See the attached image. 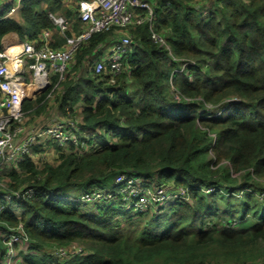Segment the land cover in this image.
<instances>
[{
  "label": "trees",
  "instance_id": "trees-1",
  "mask_svg": "<svg viewBox=\"0 0 264 264\" xmlns=\"http://www.w3.org/2000/svg\"><path fill=\"white\" fill-rule=\"evenodd\" d=\"M63 1L23 0L24 27L0 12V51L11 33L25 40L32 28L37 40L41 30L53 29L49 12L36 9L47 3L54 10ZM195 1H150L172 53L151 39L147 22L129 29L134 48L123 53L115 84L94 72L76 87L70 81L74 96L64 100L78 96L84 103L79 146L57 143L58 164L39 169L27 155L0 175L15 192H36L10 201L0 216L29 234L27 264L264 259V0H213L208 10ZM111 32L88 43L96 47ZM92 47L77 53V65ZM31 107L27 100L24 112ZM122 174L155 193L186 188L189 200L152 201L146 211L135 210L125 185L116 184ZM73 191H84L77 202L68 199ZM95 191L110 197L81 202ZM90 204L91 211L83 209ZM17 207L22 211L12 213ZM73 244L87 254L60 260L47 253Z\"/></svg>",
  "mask_w": 264,
  "mask_h": 264
},
{
  "label": "built area",
  "instance_id": "built-area-1",
  "mask_svg": "<svg viewBox=\"0 0 264 264\" xmlns=\"http://www.w3.org/2000/svg\"><path fill=\"white\" fill-rule=\"evenodd\" d=\"M78 20L83 25V30L75 32L76 39H69L67 45L62 49H55L46 41L42 45L33 42H26L22 53L9 55L5 51H0V108H5L7 114L0 115V165H6L9 162L11 166H17L24 158V155L30 154V147L38 139L36 135H30L21 143L17 140L20 138L23 128L24 114L21 106L27 98L28 91H34L41 87H47L51 80V74H56L55 88L60 87L62 82L66 80L71 65L75 62L77 53L92 39L95 34L107 31H119L122 36L124 49L119 54L113 55L109 61L100 60L92 66L91 72L94 74H109V83L115 84L117 76L123 71V53L130 48L134 39L129 33L131 27H139L145 23H150L151 39L171 51L167 40L156 29L154 23V7L148 0H82L79 1ZM23 7V0H14L8 13H14ZM53 22L59 28L61 35L70 30V21L65 16L58 15L53 17ZM55 29H44L38 36L43 40H48L54 36ZM28 57L33 60L31 66V75L29 79L18 74L20 67L11 65V58ZM53 94H48L50 98ZM54 135L60 146H67L68 143L80 145L79 138L75 136L74 141L71 139L73 135L66 133L65 126L59 125L51 129L44 130L40 136ZM124 184V191L129 192L130 205L135 210L146 211L152 201H181V199L189 200V190L181 188L176 193H168V190L160 189L154 192L151 188L143 187L138 180L130 175L122 174L117 176L116 184ZM4 186L5 183L3 182ZM7 187V186H5ZM0 193L7 196L10 201L23 200L34 193L33 189L26 191H17L7 187L0 190ZM103 191H95L83 196L81 200L92 202L102 197ZM110 197V195H108ZM82 202V203H84ZM6 205L0 203V216ZM0 234H5L6 250L2 254L0 264H19V246H29L30 236L22 228H15L7 233L6 229L0 230ZM55 258L60 260H71L75 255H86L83 247L73 244L69 247H54L47 249ZM253 264H264V259Z\"/></svg>",
  "mask_w": 264,
  "mask_h": 264
},
{
  "label": "crops",
  "instance_id": "crops-1",
  "mask_svg": "<svg viewBox=\"0 0 264 264\" xmlns=\"http://www.w3.org/2000/svg\"><path fill=\"white\" fill-rule=\"evenodd\" d=\"M153 4H155L158 0H150ZM14 0H0V12H2L4 19H12L17 21L21 26H25V19L23 18V7L19 8L14 13H8L10 10V7L12 6ZM81 2H77L75 0H64L62 2V5L55 6L54 10L51 9L50 5L47 3H42L40 7L36 9V12L39 11H48L49 14H57L60 16H65L70 21V30L66 32V34H72V32H78L80 31L78 24V11L79 6ZM72 13V15H71ZM81 26V25H80ZM30 27H28L29 29ZM82 28V27H81ZM27 29V30H28ZM55 29V27L53 28ZM44 30V29H43ZM38 34V36L42 33V31ZM32 28L30 29V32L25 35V40L20 39L16 33H11L7 35L4 40L2 41V49L1 51H5L9 55L13 54H20L14 50H10L11 47L15 44H18V50H24L25 43L27 40H30L32 38ZM31 34V35H30ZM61 35L59 32V28L56 27L54 30V36ZM124 34L119 31H113L111 32V35L106 39V41L100 45H96V47H92V43H87L84 47L89 48L92 47V50L85 56L83 59V63L79 66L77 65V60L75 59V62L70 67V72L68 74V82L63 83L62 91H59L57 93H53V95L49 98L47 95H41L35 100H31L32 107L30 109H27L26 115L23 118V128L24 132H22L20 138H18L17 142L21 143L25 138L29 137L30 135H36L38 136L37 143H34L30 149L32 148V153L29 154V157L32 159L34 164L37 166V162L34 160L36 159V156L40 153H43L45 150L43 148H49L53 147L54 149L49 150L48 152H45L44 154H50L54 153V157L57 161H55V164L53 163H45L42 168L46 166V164H53L56 165L59 163V157H60V151L58 150V145L54 144L51 139H49L47 136H40V133H42L44 130H47L49 128H53L59 125L65 126L66 133L68 135H74L79 138V136L83 133L81 124H82V111L84 108V103L82 101V98L77 96V101H73L71 99L64 100V97L66 95L74 96L73 91H70V89L67 87V85L70 83V81L73 83V86H78L84 79L90 77L89 72H91V67L95 65L96 62L100 60L109 61L113 55L119 54V51H122L124 49L123 43H122V36ZM37 36V37H38ZM60 43H63V39L58 40ZM134 47H130L127 49V52L129 54L132 52V49ZM13 56L10 60L11 65L14 66L15 63H20L22 66H24V74L23 76L26 79H29L31 75V71L29 68L30 60H28L25 57H19L18 60L13 61ZM51 80L56 81L57 76L56 74H51ZM1 97V95H0ZM52 99V100H50ZM50 100V101H49ZM49 104L53 105L56 108V111L54 112L55 119H52L49 122H44L43 118L46 114L42 113L43 108L50 107ZM44 114V115H43ZM26 119V122H25ZM31 153V150H30ZM13 166L8 165H0V175L5 176L8 174ZM38 167V166H37ZM39 168V169H42ZM6 177V176H5ZM8 178V177H7ZM82 193V192H81ZM80 198V197H79ZM19 249V264H27L24 261L25 255H30L33 253V250H29L27 248L25 251H21ZM23 252V253H21ZM47 253L50 254L49 251ZM258 262V261H257Z\"/></svg>",
  "mask_w": 264,
  "mask_h": 264
},
{
  "label": "bare ground",
  "instance_id": "bare-ground-1",
  "mask_svg": "<svg viewBox=\"0 0 264 264\" xmlns=\"http://www.w3.org/2000/svg\"><path fill=\"white\" fill-rule=\"evenodd\" d=\"M57 16H58V15H55V14H51V15H50L51 19H53V17H57ZM80 25H81V26H80ZM79 26H80V32H81V31L83 30V25H82L80 22H79ZM81 27H82V28H81ZM63 35L65 36V39H66V43H65L64 45H58V46H55V44L57 43L55 36H51L48 40H46V39L43 40L42 38L39 37L37 40H31V39H30V40H27V42H33V43H37L38 45H42L43 43H45L46 41H48V43H49L50 45H52L53 48H55V49H62V48H64V47L67 45V42H68L69 39H76V38H77V34L74 33V32H72V34H66V33H65V34H63ZM17 48H18V44H15V45H13V46L11 47L10 50H14V51H16V52H18V53H22V52H23V50H22V51H21V50H18V51H17V50H16ZM25 58H27L28 60L31 61L30 64H29V68H30V70H31V66L33 65V60L30 59V58H28V57H25ZM18 59H19V57H15V58H13V61L18 60ZM15 64H16V65H15ZM15 64H14L15 67H17V66L20 67V71L18 72V74H21V73L24 74V66H22L20 63H15ZM30 80H31V79H29L28 81H30ZM57 80H58V78H57ZM55 85H56V81L50 80L49 83H48V85H47V87H41V88H38V89H36V90H34V91H28V93H27V98H26V100L23 102V104H22V106H21V109H22V112H23L24 116L26 115V112H24V104H25V102H26L27 100H35V99H37V98H38L39 96H41V95H48V94H53V93H55L56 90H57V88H55ZM2 114H7V110H6L5 108H0V115H2ZM49 129H51V128H49ZM49 129H48V130H49ZM75 135H76V134H74L73 137H72V139H71L72 142H73L74 139H75ZM47 137H48L49 139L53 140L55 143H59L58 140L55 138L54 135H48V134H47ZM35 143H37V140L35 141ZM27 155H29V153L25 154L24 157L27 156ZM8 165H9V162H7L5 166H8ZM1 182H3V181L0 179V183H1ZM3 188H7V187L4 186ZM33 194H36V192H34ZM108 195H109L108 193L103 194L102 197L99 198V199H104V198H105V199H108V198H109ZM99 199H97V200H99ZM22 201H23V200H22ZM9 202H10V199H9L7 196H5L4 194L0 193V203L3 204V205H6V204H8ZM21 211H22L21 208L17 207V209H14V210L12 211V213L17 214V213H19V212H21ZM0 224L6 226V228H7V233L10 232V231H12V230H14V229L17 228V227H20V226H22V228L24 229V226H23L22 223H20L17 227H13V226L7 224L6 221L1 220ZM24 230H25V229H24ZM4 235H5V234H3V237H2V238H3L4 244H5L6 237H5Z\"/></svg>",
  "mask_w": 264,
  "mask_h": 264
},
{
  "label": "rangeland",
  "instance_id": "rangeland-1",
  "mask_svg": "<svg viewBox=\"0 0 264 264\" xmlns=\"http://www.w3.org/2000/svg\"><path fill=\"white\" fill-rule=\"evenodd\" d=\"M193 4H201V6H203L204 8H206V10H208V8L209 7H211L212 5H214V3H213V0H196ZM55 38H56V41L60 44V45H64L65 43H66V39H65V36L64 35H58V36H55ZM59 39H63L64 40V42L63 43H60L58 40ZM16 65V64H15ZM62 88H63V86H60L59 88H58V90H56V92L55 93H57V92H59V91H62ZM132 90V89H131ZM50 100H52V99H50ZM49 100V101H50ZM51 104H49V106H50ZM56 111V108L54 107V104L53 105H51L50 107H47L46 109L45 108H43L42 109V113H44V114H46L45 116H44V118H43V121L44 122H49V121H51L52 119H55V115H54V112ZM43 114V115H44ZM25 122H26V119H25ZM54 143V142H53ZM54 144H56L57 145V143H54ZM51 149H54L53 147H49V148H43V150H45L43 153H40L39 155H37L36 156V159H34L36 162H37V166H38V168H42L43 166H44V164L45 163H53V164H55V161H57L56 159H55V157H54V153H52V155H50V154H44L45 152H48L49 150H51ZM31 150V153L30 154H33L32 153V148L30 149ZM5 186H6V184H5ZM3 187H4V184H3V182H1L0 183V190L1 189H3ZM121 187H123V186H121ZM118 190L120 191V188H118ZM82 192V193H81ZM84 193V191H73V192H70V196H69V200H71V201H74V202H77V200H78V198L79 197H81V194H83ZM181 200H183V201H185L184 199H181ZM181 202V201H180ZM85 204V203H84ZM93 207H94V204H90V205H88V207H84L83 209H85V210H87V211H91L92 209H93ZM154 209H155V206H154V208H153V210L152 211H154ZM124 213L126 214V215H128L129 214V212L128 211H124ZM3 237V234L1 235V238ZM19 248H20V250L21 251H25L27 248L25 247V246H22V245H20L19 246ZM263 259V258H262ZM261 260V259H260ZM259 261V260H258ZM18 262H19V257H18Z\"/></svg>",
  "mask_w": 264,
  "mask_h": 264
}]
</instances>
